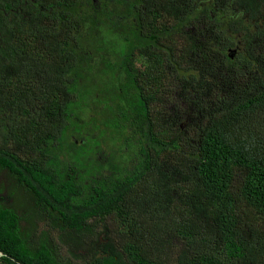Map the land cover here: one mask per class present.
I'll return each mask as SVG.
<instances>
[{
  "label": "trees",
  "instance_id": "trees-1",
  "mask_svg": "<svg viewBox=\"0 0 264 264\" xmlns=\"http://www.w3.org/2000/svg\"><path fill=\"white\" fill-rule=\"evenodd\" d=\"M263 43L264 0H0V264H264Z\"/></svg>",
  "mask_w": 264,
  "mask_h": 264
},
{
  "label": "rangeland",
  "instance_id": "rangeland-1",
  "mask_svg": "<svg viewBox=\"0 0 264 264\" xmlns=\"http://www.w3.org/2000/svg\"><path fill=\"white\" fill-rule=\"evenodd\" d=\"M194 30L195 29H192V33L193 34H194ZM198 30L201 32L202 37L203 38H206V33H207L206 26H204V27L199 26L198 27ZM195 32H196V30H195ZM263 44H260L258 46V49H260V50L263 49V48H260V46L263 45ZM254 49L256 50L255 47H254ZM258 52H260V51L258 50ZM233 54H235V50L231 53V55H233ZM6 71H7L8 75H9V73L10 74L13 73V70L12 69L11 70L8 69ZM232 71L233 72H231L230 74L225 75V77H227L229 80L232 81V83L234 84L235 90H237V93L240 96L243 97L242 94L244 92L247 93V90L252 88V84H253V82L255 80V79H253L254 76L252 75L251 72H249V70L246 67H241L240 69H235L234 68V70H232ZM0 82H1V84L3 83L1 80H0ZM217 92L218 91H213V93H212L213 96H214V101H216L218 98H222L224 101H226L227 104H229V103L232 102V99L229 97V94L227 93V91H225L223 94H218ZM165 101H166V99H164L163 102L161 103V105H160L161 108H166L165 107ZM177 101H179V99H174L173 100V103L171 104L172 107H174L176 105L177 106L176 108L180 109L182 112H183V110H187V107L185 106V104L183 102L179 101V105H177ZM224 101H222V102H224ZM220 105H226V104H220ZM218 107L219 106H217V108ZM2 183H4V182H2ZM8 184H6V185H8ZM6 188H8V187H6ZM61 253H62V256H65V257H68L69 256V254H68V252L66 251L65 248H62L61 249ZM71 262L72 263L81 264V259L80 260L73 259V260H71Z\"/></svg>",
  "mask_w": 264,
  "mask_h": 264
},
{
  "label": "flooded vegetation",
  "instance_id": "flooded-vegetation-1",
  "mask_svg": "<svg viewBox=\"0 0 264 264\" xmlns=\"http://www.w3.org/2000/svg\"><path fill=\"white\" fill-rule=\"evenodd\" d=\"M8 182V181H7ZM7 182H5V183H7ZM107 242V241H106ZM106 244L104 243V245H101L100 246V248H99V250L100 251H104L105 249H106V246H105Z\"/></svg>",
  "mask_w": 264,
  "mask_h": 264
},
{
  "label": "water",
  "instance_id": "water-1",
  "mask_svg": "<svg viewBox=\"0 0 264 264\" xmlns=\"http://www.w3.org/2000/svg\"><path fill=\"white\" fill-rule=\"evenodd\" d=\"M232 57V56H231Z\"/></svg>",
  "mask_w": 264,
  "mask_h": 264
}]
</instances>
